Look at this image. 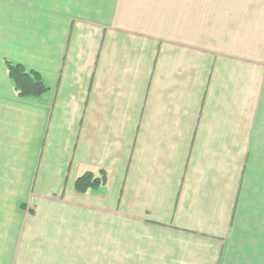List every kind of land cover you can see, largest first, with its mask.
<instances>
[{"label":"crops","instance_id":"obj_1","mask_svg":"<svg viewBox=\"0 0 264 264\" xmlns=\"http://www.w3.org/2000/svg\"><path fill=\"white\" fill-rule=\"evenodd\" d=\"M262 209L264 0H0V264H260Z\"/></svg>","mask_w":264,"mask_h":264},{"label":"trees","instance_id":"obj_2","mask_svg":"<svg viewBox=\"0 0 264 264\" xmlns=\"http://www.w3.org/2000/svg\"><path fill=\"white\" fill-rule=\"evenodd\" d=\"M8 76L18 96H39L48 91L39 72L26 69L20 63L5 61ZM107 182V173L103 169L97 172L85 171L76 177L74 189L78 193H84L88 190H96L105 186Z\"/></svg>","mask_w":264,"mask_h":264},{"label":"rangeland","instance_id":"obj_3","mask_svg":"<svg viewBox=\"0 0 264 264\" xmlns=\"http://www.w3.org/2000/svg\"><path fill=\"white\" fill-rule=\"evenodd\" d=\"M257 213H258L257 217L253 219L252 230L255 231V234L258 236V238H255L254 242H250V241H247L245 239L243 240L247 247L252 246V248H251L252 252H253V248L255 246H262L264 248V209L258 210ZM247 228H248V225H246V229ZM240 243L241 242H235L234 246H236L237 244L239 246ZM241 244H243V243H241ZM261 253H263V252H261ZM238 258L239 257H237L236 260H238ZM260 260H261L260 264H264V257H262ZM104 261H105L104 258H101V259L98 258L97 259V264H104ZM84 262H86L85 258H82V264Z\"/></svg>","mask_w":264,"mask_h":264}]
</instances>
